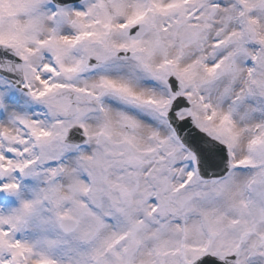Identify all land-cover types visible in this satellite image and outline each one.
I'll return each instance as SVG.
<instances>
[{
	"label": "snow or ice",
	"instance_id": "6c2138e0",
	"mask_svg": "<svg viewBox=\"0 0 264 264\" xmlns=\"http://www.w3.org/2000/svg\"><path fill=\"white\" fill-rule=\"evenodd\" d=\"M0 264H264V0H0Z\"/></svg>",
	"mask_w": 264,
	"mask_h": 264
}]
</instances>
